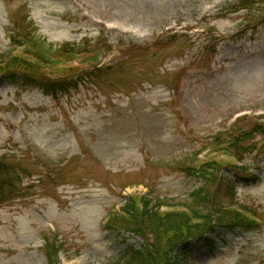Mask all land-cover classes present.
<instances>
[{
    "label": "rangeland",
    "instance_id": "rangeland-1",
    "mask_svg": "<svg viewBox=\"0 0 264 264\" xmlns=\"http://www.w3.org/2000/svg\"><path fill=\"white\" fill-rule=\"evenodd\" d=\"M235 1L0 0V53L13 35L34 33L54 50L99 53L77 66L101 69L55 97L0 79V158L29 176L23 196L0 205V264H45L49 235L63 242L60 264L118 260L143 244L103 229L121 195L181 205L202 185L182 167L219 159L203 150L215 136L264 124V28L241 27ZM253 142L234 199L222 187L217 197L246 207L259 227L179 248L181 264H264V136Z\"/></svg>",
    "mask_w": 264,
    "mask_h": 264
},
{
    "label": "trees",
    "instance_id": "trees-1",
    "mask_svg": "<svg viewBox=\"0 0 264 264\" xmlns=\"http://www.w3.org/2000/svg\"><path fill=\"white\" fill-rule=\"evenodd\" d=\"M232 9L245 12L246 24L264 26V0H237ZM11 42L23 49L20 52L11 49L0 54V77L9 80L18 78L24 83L37 85L53 97L76 89L79 81L74 76L87 80V75L101 70L95 66L80 70L76 66L66 65L83 53L77 52L72 44L54 50L41 44L30 33H17L11 37ZM55 68V74H51L50 70ZM105 70L109 68L105 67ZM258 135L264 136V125L256 123L252 128L236 134L216 137L213 144L225 145L226 151L241 163L247 154L255 151L253 139ZM223 163L210 161L182 169L187 176L198 177L202 181V186L189 194L182 209L160 212L161 202L151 205L146 198L133 196L120 212L109 215L106 224L108 231L137 236L142 239L143 245L139 249L127 247L118 260L108 264H181L175 255L176 250L179 247L186 250L192 241L205 240L207 234L215 236L220 230L236 228L257 229L259 225L253 219L255 214L244 210L246 207H234L233 200L227 205L219 201L217 196L221 187L234 199L232 185H223L224 181L219 189L212 192L214 172L219 171ZM227 167L236 175L245 171V168L231 162H227ZM28 177L19 165L0 158V205L22 197L29 189L28 183L24 182ZM206 244H210L209 241ZM62 247L56 239L46 238L42 249L45 264H60Z\"/></svg>",
    "mask_w": 264,
    "mask_h": 264
}]
</instances>
